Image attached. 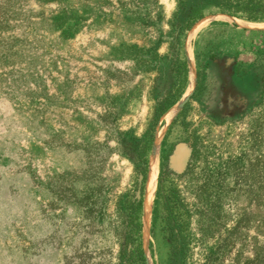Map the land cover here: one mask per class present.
Here are the masks:
<instances>
[{"label":"rangeland","instance_id":"1","mask_svg":"<svg viewBox=\"0 0 264 264\" xmlns=\"http://www.w3.org/2000/svg\"><path fill=\"white\" fill-rule=\"evenodd\" d=\"M201 1L0 0V264L117 263L114 198L134 179L120 140L142 137L177 88V43L187 82L148 156L147 263L169 257L159 220L152 226L161 174L185 224L184 260L255 264L264 243V21L204 5V18L182 31ZM92 190L106 204L97 229L81 206Z\"/></svg>","mask_w":264,"mask_h":264},{"label":"trees","instance_id":"2","mask_svg":"<svg viewBox=\"0 0 264 264\" xmlns=\"http://www.w3.org/2000/svg\"><path fill=\"white\" fill-rule=\"evenodd\" d=\"M204 5H210L219 14L230 17L244 18L250 22L264 21V0H202L198 6L190 8L186 22L181 28L182 31H189L197 21L204 18L202 12ZM171 53L177 61L178 74L180 75L177 88L168 98L158 103L151 124L142 137L126 134L120 140L119 150L132 162L134 179L128 189L121 191L114 198L113 221L110 223L109 232L118 249L116 264H148L142 239L144 224L141 221L144 189H146L145 184H147L150 169L148 156L152 149L156 126L169 107L178 101L181 90L187 82L188 73L187 61L181 53L178 43L171 47ZM97 193L92 190L81 205L83 213L87 215L94 229L98 228L97 224L101 220L99 217L103 216V209L106 206L101 201L100 194L97 195ZM172 195L171 191L165 192L162 186V175L159 174L152 226L156 224V220H159V231L162 238L169 244V257L165 264H189L184 260L186 255L184 251L188 250L189 244V241L184 237L185 224L176 216ZM105 201L107 203V198ZM184 246L186 247L182 248ZM211 262L209 257L206 264H211ZM252 262L264 264V243L255 249Z\"/></svg>","mask_w":264,"mask_h":264},{"label":"bare ground","instance_id":"3","mask_svg":"<svg viewBox=\"0 0 264 264\" xmlns=\"http://www.w3.org/2000/svg\"><path fill=\"white\" fill-rule=\"evenodd\" d=\"M156 177H157V173H156V170L154 168V165L151 166V172H150V180H149V185H148V188H151L149 190H152L149 192V195L148 196V200L151 202L152 201V198H153V195H154V192H155V188H156Z\"/></svg>","mask_w":264,"mask_h":264}]
</instances>
